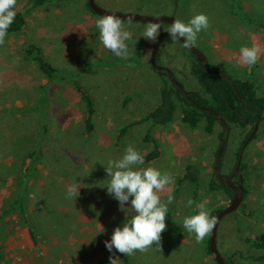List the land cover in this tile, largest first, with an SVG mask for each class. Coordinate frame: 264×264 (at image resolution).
I'll list each match as a JSON object with an SVG mask.
<instances>
[{"label":"rangeland","instance_id":"obj_1","mask_svg":"<svg viewBox=\"0 0 264 264\" xmlns=\"http://www.w3.org/2000/svg\"><path fill=\"white\" fill-rule=\"evenodd\" d=\"M240 2L241 9L237 2ZM89 0H52L31 9L27 26L7 35L0 46V217L14 201L23 180L29 155L41 157L26 195L28 220L35 229L33 243L28 227L16 212L0 218V248L9 264H110L115 253L127 264H217L208 251V240L195 241L183 228V218L195 215L204 203L212 215L231 204L224 190L211 192L209 183L216 178L217 151L226 138L221 174L235 172L242 142L252 127L233 126L225 135L217 123L208 134L205 123L191 129L182 122L181 108L169 126H151L147 116L160 104V89L168 77L156 70L152 56L155 42L142 36L146 24L124 22L131 36L127 58L115 57L99 39L95 22L102 18L88 8ZM105 10L147 17H174L187 23L194 15L206 14L210 28L198 33L194 47L203 52L211 65L227 76L252 79L264 97V31L252 20L264 19V0H96ZM30 0L17 2L16 11ZM242 10V11H241ZM249 13V18L243 13ZM164 24V36L156 52V65L172 70L186 90L204 96L190 75L192 58L180 41H172ZM37 44L46 59L59 71L47 79L25 56V47ZM257 44L261 56L252 67L238 66L239 49ZM73 81L91 96L96 116L94 131L87 134L86 104ZM263 125V124H262ZM242 155L245 168L243 202L219 227L217 245L230 264H259L249 258L261 252L244 240L264 234V127ZM125 129V131H124ZM45 131V132H44ZM224 132V136H223ZM151 133L160 157L146 162L154 144L146 141ZM141 153L144 164L171 174L174 202L168 205L173 219L183 228L181 236L162 233L161 250L155 245L146 252L124 256L110 253L105 241L114 229L122 227L133 213L130 204L121 209L107 193L105 168L120 159L129 146ZM202 169L200 200H193L189 185L180 179L189 164ZM217 175V174H216ZM239 183V178L233 180ZM79 185L77 198H67V188ZM166 201V194L162 195ZM118 262V263H119Z\"/></svg>","mask_w":264,"mask_h":264},{"label":"trees","instance_id":"obj_2","mask_svg":"<svg viewBox=\"0 0 264 264\" xmlns=\"http://www.w3.org/2000/svg\"><path fill=\"white\" fill-rule=\"evenodd\" d=\"M18 1L20 0H17V2ZM50 1L52 0H30V4H28L27 7H23L17 11L15 21L8 29V35L22 32L27 26V13L33 8L46 6L48 3H50ZM237 3L241 9L240 2L238 1ZM87 6L91 10L89 3ZM243 14L249 18V13L244 12ZM254 19L255 20H252L251 22H254V24L257 25L259 29L264 31V19L258 17H254ZM185 49L190 53L189 56L192 58L189 68L190 75L197 82L204 96L199 93L196 95H191V99L193 100L192 102V100L188 99L187 96L179 91L176 85L172 84L169 79H166L168 84L162 86L160 89V104L147 116L145 120L151 121L152 127L169 126L175 121L176 114L181 108L183 124L191 129H197L202 123H205L204 129L208 134H214L215 125L217 123L222 126L214 113L219 114L227 122L230 130L233 126L242 129H247L249 126H251V132L242 142V145L237 152V158L239 160V157L242 154V148L245 146L248 138L254 131L256 124H259V126L263 124L262 126L264 127V97L257 96V86L255 83H252V79L244 80L229 76H227L228 78H224L220 74L211 73L204 66V64L197 61L196 57L187 48ZM24 53L27 59L31 60L47 79L52 80L55 77L60 76L58 69L46 59L42 48L37 44L31 43L27 45L25 47ZM210 69L216 71L219 70L216 68V66L211 64ZM73 83H75L74 87L77 89L82 100L86 104V132L87 134H92L94 131V119L96 116L94 102L91 96L77 81H73ZM154 140L155 139L151 133H148L146 136V141L152 142L154 144V150L147 154L145 157L146 162L154 161L160 157L158 144ZM220 147L217 151V155ZM225 152L226 149L224 150V153ZM40 157L41 152H39V150L34 151L29 155L23 169V180L17 191L15 199L10 204L8 210L5 211L0 217H7L13 212L18 213L25 221L34 244L37 242V237L35 229L28 220L26 195L30 183L34 177V172L38 169ZM244 168L245 165L242 162L241 172ZM201 175L202 169L199 167V165L191 163L186 167L180 179L181 183L190 186L194 202H198L200 200L202 188ZM215 176L216 178L209 183V190L211 192L224 190L227 194L233 197L230 187L223 180L219 179L216 173ZM222 210L213 211L211 216L216 217V215ZM165 223L167 225L165 231L176 236L183 235L184 230L173 219L171 211H168ZM244 241L252 248H256L261 252L260 256L249 259L254 260L259 264H264V234L258 235L255 239L247 238ZM208 251L211 252L210 238L208 240ZM0 264H9V262L6 260L3 247L0 248ZM118 264H127V258L120 261Z\"/></svg>","mask_w":264,"mask_h":264},{"label":"clouds","instance_id":"obj_3","mask_svg":"<svg viewBox=\"0 0 264 264\" xmlns=\"http://www.w3.org/2000/svg\"><path fill=\"white\" fill-rule=\"evenodd\" d=\"M17 0H0V46L5 44L8 29L14 23L17 15ZM133 17H128L131 24ZM99 30V39L103 47L109 50L117 58H127L130 32L124 29V20L116 15H107L95 22ZM206 14L194 15L187 23L176 19L170 23L167 32L172 41H183L184 48H192L197 41L198 33L210 28ZM161 29V23L148 22L142 36L155 42ZM261 56V48L257 44L251 47L242 46L239 49L237 59L238 66L252 67L258 63ZM261 93L257 92L259 97ZM144 164V158L139 151L129 145L120 159L111 161L105 168L108 183L107 193L114 197L122 208L126 203L130 204L133 215L116 227L111 239L105 241V246L110 253L115 252L124 256H132L135 252H146L155 245L161 250L162 233L166 230L165 223L168 205L174 202L172 185L174 177L154 167L140 168ZM79 185L74 183L67 188V198H77ZM166 194V201L162 195ZM194 201L189 199L186 206H192ZM199 211L195 215L183 218V228L194 235L197 243H202L205 237L211 235L217 220L211 216L204 203L198 205ZM110 264H118L119 257L113 253L109 257Z\"/></svg>","mask_w":264,"mask_h":264},{"label":"water","instance_id":"obj_4","mask_svg":"<svg viewBox=\"0 0 264 264\" xmlns=\"http://www.w3.org/2000/svg\"><path fill=\"white\" fill-rule=\"evenodd\" d=\"M89 6H90L91 10L96 15H99L101 17L107 16V15H116V16L120 17L122 20H124V22H127L128 17H133V19H134L133 22H139V23L147 24L148 22L151 21V22L161 23V29L159 30V38H158L157 44L155 46V49L153 51L152 64L156 70L160 71L162 74H165L168 77L169 81L172 84L176 85L182 94H184L185 96H188V98H190V96H189L190 93L186 90L184 84L175 76V74L172 70L156 65V52H157V49H158L160 43L162 42V39L164 36L163 25L164 24L170 25V23H172L174 20H176L174 17H147V16H142L139 14H123V13H119V12H115V11H109V10H105V9L100 8L97 5L96 0H89ZM180 42L182 43L183 41L181 40ZM188 50L196 57L197 61L204 64V66L211 73L220 74L224 78H228L227 75L220 70H217V71L211 70L210 69V62H209L207 56L203 52L198 50L196 47H192ZM214 114L216 115L217 119L222 124L224 131L228 135L230 127L228 126L227 122L219 114H217V113H214ZM258 127H259V124H256L254 131L252 132V134L248 138L245 146L242 149V154H243L246 146L252 141V139L256 135ZM226 142H227V139L222 141L220 150H219L217 158H216L215 166H214L215 172H216L218 178L223 177V175L221 174V164H222V159H223V154H224ZM242 154L239 157V160L237 162V166L235 169V172L240 177L242 176V172H241ZM227 185L233 191V197H232L231 204L228 207H226L225 209H223L222 211H220L216 215L217 223H216V225H215V227H214V229L210 235V251H211V254L214 255L215 261L217 264H228L225 261V259L222 257V255L220 254L219 249H218V245H217L218 230H219L220 224L226 216L235 213L240 208V206L243 202L244 192H245L243 180L239 186H236L232 182V178H229Z\"/></svg>","mask_w":264,"mask_h":264},{"label":"flooded vegetation","instance_id":"obj_5","mask_svg":"<svg viewBox=\"0 0 264 264\" xmlns=\"http://www.w3.org/2000/svg\"><path fill=\"white\" fill-rule=\"evenodd\" d=\"M191 95H196V93H194V92H190V98H188V99H190V100H192L191 99ZM188 97V96H187ZM192 102H193V100H192ZM227 135V134H226ZM226 139V138H225ZM224 139V140H225ZM247 147V146H246ZM243 149V148H242ZM243 155V154H242ZM229 178H232V182L236 185V186H239L240 184H241V182H242V177H240V176H238L237 175V173L236 172H233L230 176H225V175H223V177L222 178H219V179H221V180H223L226 184H227V182H228V179ZM235 178H239V183H236V182H234L233 180L235 179ZM231 189V188H230ZM232 190V189H231ZM232 193H233V191H232Z\"/></svg>","mask_w":264,"mask_h":264},{"label":"crops","instance_id":"obj_6","mask_svg":"<svg viewBox=\"0 0 264 264\" xmlns=\"http://www.w3.org/2000/svg\"><path fill=\"white\" fill-rule=\"evenodd\" d=\"M31 240H32V238H31ZM33 241V240H32ZM34 243V242H33ZM6 260H7V258H6ZM8 261V260H7Z\"/></svg>","mask_w":264,"mask_h":264}]
</instances>
